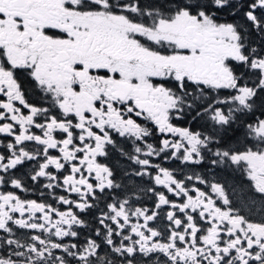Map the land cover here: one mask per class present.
Wrapping results in <instances>:
<instances>
[{"label":"snow or ice","instance_id":"1","mask_svg":"<svg viewBox=\"0 0 264 264\" xmlns=\"http://www.w3.org/2000/svg\"><path fill=\"white\" fill-rule=\"evenodd\" d=\"M0 264H264V0H0Z\"/></svg>","mask_w":264,"mask_h":264},{"label":"flooded vegetation","instance_id":"2","mask_svg":"<svg viewBox=\"0 0 264 264\" xmlns=\"http://www.w3.org/2000/svg\"><path fill=\"white\" fill-rule=\"evenodd\" d=\"M21 195H24V196H31L30 193H21Z\"/></svg>","mask_w":264,"mask_h":264}]
</instances>
